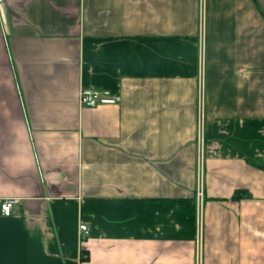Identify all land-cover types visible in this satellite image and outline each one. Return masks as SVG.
Masks as SVG:
<instances>
[{
  "label": "crops",
  "instance_id": "0c3cea01",
  "mask_svg": "<svg viewBox=\"0 0 264 264\" xmlns=\"http://www.w3.org/2000/svg\"><path fill=\"white\" fill-rule=\"evenodd\" d=\"M199 234L264 264V0H0V264H196Z\"/></svg>",
  "mask_w": 264,
  "mask_h": 264
},
{
  "label": "built area",
  "instance_id": "2783aa9c",
  "mask_svg": "<svg viewBox=\"0 0 264 264\" xmlns=\"http://www.w3.org/2000/svg\"><path fill=\"white\" fill-rule=\"evenodd\" d=\"M119 101V98L110 96L107 92H101L92 88H85L81 90L78 97L79 105L83 108H95L97 106L102 105H116ZM202 101L200 102L201 109ZM199 138L202 135V127H201V116L199 117ZM198 196H201V191L197 192ZM16 203L14 199L4 200L1 204V211L3 216H10L12 213L13 205ZM80 231L85 234L88 233V228L85 225H81L79 227ZM201 238L199 234V239L197 241V260L196 264H201Z\"/></svg>",
  "mask_w": 264,
  "mask_h": 264
}]
</instances>
